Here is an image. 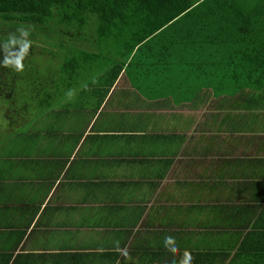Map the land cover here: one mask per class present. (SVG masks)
I'll return each mask as SVG.
<instances>
[{
    "label": "crops",
    "instance_id": "1",
    "mask_svg": "<svg viewBox=\"0 0 264 264\" xmlns=\"http://www.w3.org/2000/svg\"><path fill=\"white\" fill-rule=\"evenodd\" d=\"M181 65L76 92L78 144L0 172V264H264V92Z\"/></svg>",
    "mask_w": 264,
    "mask_h": 264
},
{
    "label": "trees",
    "instance_id": "2",
    "mask_svg": "<svg viewBox=\"0 0 264 264\" xmlns=\"http://www.w3.org/2000/svg\"><path fill=\"white\" fill-rule=\"evenodd\" d=\"M38 48L55 66L49 61L45 72L36 71L38 90L29 96L20 89L32 65H24L17 87L11 65L16 54L24 63ZM181 54H194L199 74L214 77L218 94L243 87L263 93L264 0H0V85L13 76L3 99L26 110L18 117L25 130L16 129V141L5 139L0 172L13 171L12 162L21 166L20 159L57 155L63 140L78 144L80 136H57L77 105L76 92L88 94V86L98 87L108 74L115 80L125 67L167 71Z\"/></svg>",
    "mask_w": 264,
    "mask_h": 264
},
{
    "label": "rangeland",
    "instance_id": "3",
    "mask_svg": "<svg viewBox=\"0 0 264 264\" xmlns=\"http://www.w3.org/2000/svg\"><path fill=\"white\" fill-rule=\"evenodd\" d=\"M38 53H40V54L38 55ZM42 53H43V51L40 48L36 49L35 52L31 51V55H34V57L28 56L27 59H25V57H24L23 58L24 63H21V60H22L21 57H19L18 54H16V57H17L16 63H18V64H15L14 62H12L13 65H11L9 63V65H11V68H15L12 71V75L15 76V82H16V83H13L14 87H17L20 84L19 81H20V79H22V74H23L22 70H23L24 65L26 66V63L28 61H29V65H32L33 68L30 69V71H29L30 73H32V75L28 74V77H29L28 80L30 82L28 83V85H25L24 88L20 89V91H22V93L24 91H26L25 93H27L29 96H31V94H36V92L38 90L37 89L38 84L36 82L37 72L38 71L39 72H45L46 67L48 66L47 63L49 61H50L49 66L51 65L50 66L51 69L55 66L54 61L46 58L44 55H42ZM181 55H182V57L179 56V58L181 60L180 65L182 63L186 64V62L191 63V65L194 63V59H195L194 54H192L193 56H191V55L186 56L184 54H181ZM36 62H38L39 65L36 64ZM194 64L195 65H193V68H196V66L198 67L197 63H194ZM181 66H183V65H181ZM12 78H13V76H9V78L6 80L8 82L6 84L0 85V92H1L0 93V146L2 145V147H0V155L6 151V148L9 145V144L7 145V143L4 144L5 139L7 138L8 139L7 141H11V142L16 141V138L12 137V135L14 134V132H16V129L22 130L26 126L25 125V122H26L25 119L23 120V122H20L18 119V117L22 115L21 113L23 111H26V110H24L25 108H21L19 106L18 107L16 106L17 109L11 108L10 106L12 104L11 105L9 103L5 104V101L3 99L4 92L6 90H8V88L10 87L9 83H11L10 81L12 80ZM31 80H32V82H31ZM1 94H2V97H1ZM6 97H7V99L9 98L8 96H6ZM23 97L26 98L25 95H23ZM80 100H81V95L74 96V98H73V101L75 102V104L81 103ZM2 117H3V119L1 120ZM15 118H16V121L13 122V125L10 124V122L12 120H14ZM42 128H43V126H42ZM23 130H25V129H23Z\"/></svg>",
    "mask_w": 264,
    "mask_h": 264
}]
</instances>
